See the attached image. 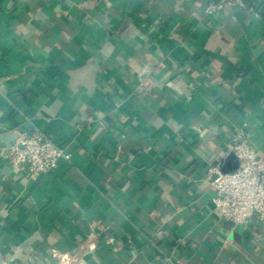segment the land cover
Wrapping results in <instances>:
<instances>
[{
	"label": "crops",
	"instance_id": "1",
	"mask_svg": "<svg viewBox=\"0 0 264 264\" xmlns=\"http://www.w3.org/2000/svg\"><path fill=\"white\" fill-rule=\"evenodd\" d=\"M214 1L0 0V264H264L206 179L240 123L264 155V0ZM33 130L71 155L36 179Z\"/></svg>",
	"mask_w": 264,
	"mask_h": 264
},
{
	"label": "built area",
	"instance_id": "2",
	"mask_svg": "<svg viewBox=\"0 0 264 264\" xmlns=\"http://www.w3.org/2000/svg\"><path fill=\"white\" fill-rule=\"evenodd\" d=\"M233 8L248 9L245 0H217L207 4L204 13L209 18ZM246 129L247 124L240 123L228 145V153L238 161L236 171L223 173L219 167L210 166L206 178L214 195V208L232 227L246 226L252 216L264 222V155L254 148ZM70 158L39 130L18 132L6 150V159L14 171L31 179L52 173L60 159Z\"/></svg>",
	"mask_w": 264,
	"mask_h": 264
},
{
	"label": "water",
	"instance_id": "3",
	"mask_svg": "<svg viewBox=\"0 0 264 264\" xmlns=\"http://www.w3.org/2000/svg\"><path fill=\"white\" fill-rule=\"evenodd\" d=\"M14 138V137H13Z\"/></svg>",
	"mask_w": 264,
	"mask_h": 264
}]
</instances>
